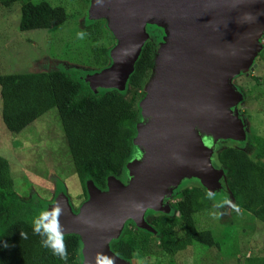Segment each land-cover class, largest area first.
Wrapping results in <instances>:
<instances>
[{
	"label": "rangeland",
	"instance_id": "374dc122",
	"mask_svg": "<svg viewBox=\"0 0 264 264\" xmlns=\"http://www.w3.org/2000/svg\"><path fill=\"white\" fill-rule=\"evenodd\" d=\"M47 1L66 8V21L53 29L26 31L19 28L20 5L15 3L10 8H4L0 3V73L72 67L80 76L88 78L87 76L114 65L113 52L120 43V35L116 32L118 17L113 6L109 5L110 0H100L98 3V0ZM95 11L99 13L94 14ZM95 25L101 30L98 43L106 51L101 57V61H104V56L107 58V63L103 66L96 63L90 50L92 43L89 36H96L92 30ZM87 26H91L92 31L89 32ZM175 28L176 25L160 9L146 14L140 26L138 23L135 25L134 33L140 38L141 46L150 43L153 51L152 66L141 87V113L136 128L140 123L144 127L148 126L151 114L145 111L144 103L155 82H161L167 73V54L178 47ZM253 30L250 41L257 45V49L249 51L246 61L225 71L224 78L230 85L229 91L235 95H227L226 100L230 99L231 104L226 107L238 121L239 127L241 125L243 136L215 137L202 132L204 144L211 150L209 163L213 170L222 168L217 163L220 150L228 146L248 149V131L264 135V24H255ZM109 88L125 92L127 83L123 88L97 85L94 90L98 92ZM137 135L138 130L129 160L119 172L121 177L114 176L126 187L134 180L130 162L142 161L147 154L135 141ZM0 155L10 161L15 187L22 197L28 194L40 199L43 208L50 210L65 195L74 214L82 213L83 204L89 199L87 186L85 194L56 108L45 112L19 133L10 132L6 128L0 108ZM218 180L219 187L209 193L211 207L194 214L192 227L198 235L193 238L191 235L184 236L177 253L171 255L170 251L162 249L161 235L153 226V220L161 212L176 214V203L185 188H207L209 182H203L199 176L186 173H181L177 182L168 185L154 201L148 199L138 212L126 215L121 229L117 231L118 235L111 236L107 242L110 256H103V262L92 252V245L97 240H88L92 247L89 249L82 237L77 260L81 264H106L107 261H111V264H255L256 258L258 264H264V220L243 210L222 191L225 189L230 193L224 183L225 174ZM106 190H109L108 181L107 187L101 189ZM104 221L109 222L110 219ZM125 228L135 232L141 242V255L133 259L122 258L111 247L112 242L120 238ZM98 240H101L100 236Z\"/></svg>",
	"mask_w": 264,
	"mask_h": 264
},
{
	"label": "trees",
	"instance_id": "16d2710c",
	"mask_svg": "<svg viewBox=\"0 0 264 264\" xmlns=\"http://www.w3.org/2000/svg\"><path fill=\"white\" fill-rule=\"evenodd\" d=\"M4 8L20 5L21 30L53 29L67 19L61 4L47 0H0ZM96 36L91 39V53L97 64L105 55V47L98 41L101 30L87 26ZM90 34V33H89ZM150 43H145L127 80V89L115 88L95 91L89 81L72 67L34 72L0 73V108L4 125L10 132L19 133L51 108H56L75 171L84 192L86 182L99 188L107 187L108 177L119 172L129 160L140 120L141 87L153 62ZM248 149L228 146L220 150L217 163L224 169L225 194L243 210L264 220V135L248 131ZM252 151V152H251ZM121 177V176H120ZM210 191L202 186L185 188L176 203V214L165 212L154 217L153 226L161 235L160 246L172 254L180 250L183 237L198 233L192 227L194 214L211 207ZM230 194V195H229ZM40 199L22 197L16 190L11 164L0 155V264H81V238L77 233L63 234L66 257L53 255L41 246V236L33 232V221L44 211ZM112 249L122 258L141 255V242L135 232L125 228ZM264 258V257H263ZM249 259V258H248ZM255 264H258L255 258Z\"/></svg>",
	"mask_w": 264,
	"mask_h": 264
},
{
	"label": "water",
	"instance_id": "95a60500",
	"mask_svg": "<svg viewBox=\"0 0 264 264\" xmlns=\"http://www.w3.org/2000/svg\"><path fill=\"white\" fill-rule=\"evenodd\" d=\"M109 5L118 17L120 43L113 52L114 65L87 76L93 89L97 85L125 87L142 48L135 25L140 26L146 14L160 9L168 16L176 25L179 43L167 54L166 75L155 82L144 103L151 117L148 126H137L135 141L147 154L142 161L130 162L132 184L126 187L110 176L109 190L101 191L87 181L89 199L79 215L65 195L54 206L61 210L62 233H77L85 246H94L92 252L102 262L110 253L109 238L118 235L126 215L138 212L148 199L154 201L181 173L209 182V191L219 187L224 169L210 166L211 150L202 132L215 137L243 136L241 125L226 107L231 104L227 95L234 92L225 82V71L246 61L249 51L257 49L250 39L254 25L264 24V0H110ZM90 239L97 240L92 247Z\"/></svg>",
	"mask_w": 264,
	"mask_h": 264
},
{
	"label": "clouds",
	"instance_id": "9594fccd",
	"mask_svg": "<svg viewBox=\"0 0 264 264\" xmlns=\"http://www.w3.org/2000/svg\"><path fill=\"white\" fill-rule=\"evenodd\" d=\"M61 210L54 207L50 210L41 211L33 221V232L41 236V246L51 249L53 255H58L62 259L66 257V250L63 241L62 228L59 223ZM4 247L7 242L0 241ZM106 264H111L107 261Z\"/></svg>",
	"mask_w": 264,
	"mask_h": 264
}]
</instances>
